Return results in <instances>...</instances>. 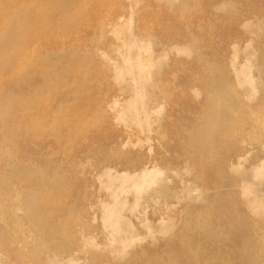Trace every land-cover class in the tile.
<instances>
[{"label":"bare ground","instance_id":"obj_1","mask_svg":"<svg viewBox=\"0 0 264 264\" xmlns=\"http://www.w3.org/2000/svg\"><path fill=\"white\" fill-rule=\"evenodd\" d=\"M94 1L86 11L83 0H0V264H264V0L250 3L254 16L242 21L232 2L217 7L227 56L200 35L173 41L169 28L159 36L146 27L144 4L185 17L194 0ZM75 6L79 15L102 8L91 42L112 36L108 51L50 53L45 63L31 42L43 39L40 12L47 26L68 30L62 17ZM244 35V44L231 40ZM174 56L192 61L185 83L183 69L169 76ZM56 81L60 88L51 90ZM171 82L184 89L182 104ZM175 106L188 109L185 136L174 148L183 164L117 154L99 160L105 198L97 200L98 229L88 201L58 202L62 177L29 166L19 150L55 126L45 109H71L55 117L61 126L79 120L76 109H112L137 144L151 149L154 133L168 138ZM109 162L124 167L113 170ZM69 249L78 255L64 256Z\"/></svg>","mask_w":264,"mask_h":264},{"label":"rangeland","instance_id":"obj_2","mask_svg":"<svg viewBox=\"0 0 264 264\" xmlns=\"http://www.w3.org/2000/svg\"><path fill=\"white\" fill-rule=\"evenodd\" d=\"M255 1L259 0H194L188 4L191 16L185 17L176 10H169L163 7V5L155 3L151 5L149 3L144 4L143 11L144 14L149 13L146 27L152 33L162 36L165 29L169 28V39L175 41L177 38L187 37V32H191L195 36L200 35L203 37L215 52L219 54L225 53V56H227L229 43L227 47L221 43L222 36L226 34V31L224 30V25L220 24L222 22L220 20L221 12L217 7L222 2H232L235 9L238 10L237 13L240 21H242L249 15L254 16L248 13L246 9H248L250 3ZM94 2V0H83L82 5L85 8L84 10L87 11V9L94 6ZM104 3L105 1L103 0L101 4L103 5ZM16 7L20 8L17 4ZM75 8L76 6L73 11L68 12L66 16L62 17V19L67 18L68 26L70 27L68 30L62 28L59 23H55L52 27L47 26L48 23H46L43 11L40 12L39 17L41 16V22L43 25H46V28L41 30V38L43 39L38 40L32 36L31 42L32 49L34 50L32 52L42 55L45 63H47V57L50 53L54 55L56 53L69 52L74 53L79 58L88 50L95 51L96 53L102 51L103 54H106L108 51L107 44L112 36L108 35L107 41L100 45L95 43L96 40L91 42L93 37L97 38V33L100 29L99 24L103 17L102 8L99 9L97 7L95 13H92V10H88L84 14L83 11L80 15ZM116 14L117 12L114 16L117 19L119 16ZM57 18L59 19V17ZM58 19L56 22H58ZM225 29H227V26H225ZM37 32L38 30L35 33ZM231 38H233L231 39L233 42L240 44H244L246 41L245 35L241 38L233 36ZM203 51L206 54L208 53L206 50ZM176 59L174 56L171 64L173 65V70L169 73V76L183 69L178 78H180L181 83H185L188 78L187 75L190 72H192L191 76H193V70L185 68L190 67L192 61L185 58H182L180 61ZM96 65L98 64L96 63ZM169 76L167 78H170ZM58 88H60V83L56 81L51 90ZM171 89L174 95L178 94L175 97L182 104L184 100L182 101L180 98L184 89H177L173 83L171 84ZM185 92H187L186 88ZM114 94L115 92H112L110 96L106 97V100L108 101ZM45 110H48L47 116L54 119L51 121L55 126L53 128L51 125L47 126L42 141L26 143L19 150L23 152L25 161L29 166L32 164L39 165L43 168V171L50 174H52L51 169H55L56 173L62 177L61 187L58 186L57 189H60L63 195L61 199L57 197L58 202L60 200L72 205L77 196H80V201L83 199L88 201L89 222L96 229L100 228L97 200L105 198V194L100 192V185L97 180L100 173V167L97 166L99 160L109 159L117 154L120 159H142L144 162H148V164L157 162L161 166L167 163L176 167L178 163L182 162V165L184 162V159L179 158L178 153L174 152V148L182 142L183 139L181 138L185 136V131L187 130L186 123H181V120L183 117H186L184 112H187L188 109H181L180 106L169 109L170 118L168 120L170 126L167 128L168 138L166 140L160 139L158 133H154L152 135L151 149L148 145L141 147L137 144L136 133L120 125L115 120L112 109H76L78 110L76 114L79 120L63 126L58 125V122L56 124L55 117L58 114L65 116L71 109ZM103 112H107V115L104 116V120L99 122L97 117ZM59 129L60 134L57 133ZM35 155H39L41 158L38 160L34 159L33 156ZM24 157H22L23 160ZM5 161L8 162V159ZM108 165H112L113 170H121L124 167L122 164L116 165L111 162ZM3 177V175H0V183ZM171 177L174 182L173 175ZM53 193H56V191L54 190ZM11 194L14 197L16 196V193ZM135 222L137 224V220ZM31 235L32 238L38 236V234L33 232ZM63 254L64 256L78 255V252L69 249Z\"/></svg>","mask_w":264,"mask_h":264}]
</instances>
